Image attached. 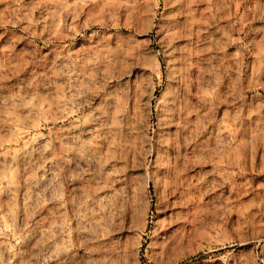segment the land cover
<instances>
[{"label":"rangeland","instance_id":"374dc122","mask_svg":"<svg viewBox=\"0 0 264 264\" xmlns=\"http://www.w3.org/2000/svg\"><path fill=\"white\" fill-rule=\"evenodd\" d=\"M254 263L264 0H0V264Z\"/></svg>","mask_w":264,"mask_h":264},{"label":"bare ground","instance_id":"6f19581e","mask_svg":"<svg viewBox=\"0 0 264 264\" xmlns=\"http://www.w3.org/2000/svg\"><path fill=\"white\" fill-rule=\"evenodd\" d=\"M8 159V158H7ZM6 160V159H5ZM241 239V238H240ZM246 240V239H245ZM241 241V240H240ZM243 244V243H242ZM247 244V243H246ZM245 246V245H244ZM242 247V246H241ZM253 249V248H252ZM251 251H253V250H251ZM249 254V253H248ZM253 254V253H252ZM253 256V255H252ZM256 256V255H255ZM254 256V257H255ZM257 258V257H256ZM256 258H251V262L253 263V262H255L256 261ZM249 260V259H248ZM248 263V262H247ZM255 264V263H254Z\"/></svg>","mask_w":264,"mask_h":264}]
</instances>
